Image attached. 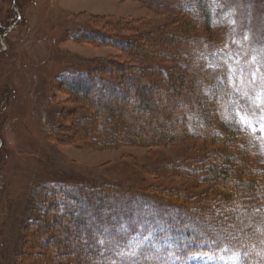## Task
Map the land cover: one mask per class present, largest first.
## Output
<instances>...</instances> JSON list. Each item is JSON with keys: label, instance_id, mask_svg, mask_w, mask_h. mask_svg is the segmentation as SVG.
Instances as JSON below:
<instances>
[{"label": "rangeland", "instance_id": "374dc122", "mask_svg": "<svg viewBox=\"0 0 264 264\" xmlns=\"http://www.w3.org/2000/svg\"><path fill=\"white\" fill-rule=\"evenodd\" d=\"M181 4L182 0H0V264H28L31 258L36 261L35 256L26 258L30 254L28 247L32 246L29 241L34 242L31 237L37 232L38 220L48 217V194L59 187L105 184L112 191L110 195L115 192L111 185L158 194L178 191L182 193L181 200L186 197L190 200L192 194V203L205 196L208 204L210 198L218 197L216 194L231 192L224 193L225 186L218 180H203L206 157L212 160L215 156L202 152L201 147L212 138L216 149L239 151L243 158L247 152L238 145L237 136L232 137L235 133L219 119L214 118L213 123L225 134L216 140L208 136L160 146L143 143L104 148L86 140L79 121L85 118V109L62 85V79L72 73L90 71L104 59L117 65H106L105 72L100 73L104 78H109L110 69L121 68L134 73L127 72L128 76L137 78L133 80L137 85L121 84L130 93L125 105L131 108L139 105L137 94L140 86H145L149 88L145 95L153 99L152 106H167L157 102L159 91L149 83L143 84L136 67L153 64L185 70L188 74L182 65L185 57L173 56L172 48L170 55L164 54L163 49L152 54L145 48L149 41L162 36L158 32L162 27L183 25L186 16ZM213 5L219 11L221 27L208 28L205 22L197 21L193 50L190 41L180 45L190 50L193 59L200 55L208 65L228 66L232 94L242 100L241 106L246 108L264 154V0H213ZM86 27L123 37L144 31L147 36L139 40L144 48L134 52L133 47L119 49L86 42L79 37ZM96 92L97 89L92 95L95 105L99 103ZM120 96L126 98L124 94L117 95ZM187 96L191 98L189 92L182 97H170V104L179 102L180 107ZM224 141L228 144H223ZM256 161L255 157L253 162ZM263 164L259 163L262 168ZM224 185L230 186L231 180ZM232 206L236 212L240 210L237 200ZM54 226L57 233L58 226ZM168 254L163 256L154 251L149 257L156 256L153 264H178L173 251ZM39 256L40 262L43 257ZM53 264L62 261L55 259ZM183 264L241 262L229 252L214 255L201 251L191 254Z\"/></svg>", "mask_w": 264, "mask_h": 264}, {"label": "trees", "instance_id": "16d2710c", "mask_svg": "<svg viewBox=\"0 0 264 264\" xmlns=\"http://www.w3.org/2000/svg\"><path fill=\"white\" fill-rule=\"evenodd\" d=\"M181 11L186 16L183 25L171 29L162 27L158 30L162 36L149 41L145 48L152 54L163 49L167 55L172 48L173 56L185 57L182 65L188 74L185 70L153 64L147 68L136 67L143 84L149 83L159 91L157 102L162 101L167 106H152L153 99L145 95L149 88L145 89L144 85L140 86L141 92L137 89L139 105L134 108L125 105L130 93L123 85L136 84L138 82L133 80L137 78L128 76L126 73L130 71L124 68L110 69L109 78H104L100 73L105 72L106 65L117 66L116 62L108 64L104 59L90 71L72 73L62 79V85L85 109L86 116L79 121L86 140L104 148L143 143L160 146L208 136L216 140L225 134L213 123L214 118L219 119L235 133L232 137L237 136L238 145L247 152L243 158L239 151L231 153L225 147L216 149L212 138L201 147L202 152L208 151L215 156L212 160L206 157L208 163L203 180H218L226 187L224 193L231 192L208 199L214 203L210 206L205 196L192 203V194L190 200H187L189 197L181 200L182 193L178 191H163L160 195L111 185L116 193L110 195L112 191L106 189L105 184L96 183L56 188L47 196L48 217L38 220L37 232L31 237L34 242L29 241L32 246L29 245L30 254L26 258L35 256L36 261L31 258L28 264H53L55 259L62 264H153L156 256H149L154 251L165 256L171 250L178 257V264L188 262L191 254L201 251L214 255L229 252L237 256L238 263L264 264V168L259 165L263 164L264 154L256 132L248 121L246 108L241 106L242 100L232 94L228 66L208 65L200 55L193 59L190 50L180 45L190 41L193 50L197 21L218 29L221 27L220 14L213 0H182ZM96 17L102 19L104 16ZM145 35L143 31L123 37L94 27L79 32L80 39L86 42L119 49L133 47L134 52L144 48L139 40ZM96 89L97 105L92 99ZM188 92L191 98L184 97L180 107L179 102L170 104V97H182ZM120 94L126 98L117 97ZM223 144L228 143L224 141ZM229 179L231 185H224ZM236 200L240 207L238 212L232 206ZM54 224L58 226L57 233H54ZM40 254L43 260L39 262Z\"/></svg>", "mask_w": 264, "mask_h": 264}, {"label": "snow or ice", "instance_id": "6c2138e0", "mask_svg": "<svg viewBox=\"0 0 264 264\" xmlns=\"http://www.w3.org/2000/svg\"><path fill=\"white\" fill-rule=\"evenodd\" d=\"M245 39H247V37H245ZM240 71L242 72L243 70L241 69Z\"/></svg>", "mask_w": 264, "mask_h": 264}]
</instances>
